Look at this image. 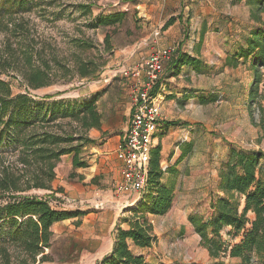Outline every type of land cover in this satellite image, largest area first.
Listing matches in <instances>:
<instances>
[{
	"label": "rangeland",
	"instance_id": "obj_1",
	"mask_svg": "<svg viewBox=\"0 0 264 264\" xmlns=\"http://www.w3.org/2000/svg\"><path fill=\"white\" fill-rule=\"evenodd\" d=\"M246 1L44 0V8L24 16L29 22L28 28L32 30L31 38L35 39L39 48L45 49V59L50 61L56 56L74 65V58L78 54L83 60L93 58L97 64L103 60L108 61L95 79H79L74 74L68 83L61 81L37 91L27 90L22 76L16 72L1 76L2 80L10 82L14 95L29 93L36 98L61 95L58 99L85 100L97 95V109L103 121L102 130L89 133L95 142L88 147V152L92 155L97 153L96 150L107 147L112 154L106 164L95 161L96 168L88 169L85 171L86 176L78 177V180L74 179L77 175L72 167V156H65L55 170L57 176L52 185L54 191L63 189V192L30 193L46 195L54 209L82 210L86 213L81 222L75 219L55 225L52 228L54 236L51 247L44 254L47 260L41 262L39 257L35 264L101 262L103 257L86 256L91 243H102L104 234L108 238L112 230L114 237L124 216L129 217L125 213L128 207L126 200L118 199L116 195L120 166L115 151L130 124L133 107L130 88L132 81L126 80L122 72L143 63L154 49L174 47L179 50L185 43L203 47L204 57L208 62L212 59L213 65L208 66L207 73L194 76L196 89L202 96L183 97L182 102L176 101L177 106L173 102L171 113L165 116L173 120L175 126H170L171 134L164 135L166 139L162 146L161 166L176 163L183 152L187 153L186 156H192L182 161L180 175L175 178L169 174L165 176L164 184L169 185L173 181L178 184L180 181L181 190L178 187L176 189L172 213L157 220L161 226L160 240L150 252H155L156 257L145 258L150 264H240L238 259L230 258L228 254L218 260L212 259L201 245V239L188 218L191 215H200L205 219L211 217L209 191L217 185L218 173L226 164L232 146L264 152V131L253 122L259 121L258 106L264 108V101L259 99L258 104L252 108L253 112H250L248 93L252 73L249 65L241 62L238 68L233 69L224 67L225 62L222 63L225 55L232 52L239 41L243 43L242 37L250 28ZM80 4L91 5V12L83 14L77 8ZM116 13H124L126 17L115 31L114 28H90L97 18ZM214 17H221L220 21L225 28L221 32H211L203 39L204 44H199L198 38H193L191 33L199 31L204 19ZM171 20H174V24L165 30ZM229 24L232 27L237 25L238 29H231ZM107 33L111 36L110 53H104ZM189 34L192 36L190 41ZM9 38L14 41L11 35L0 29V49L4 48ZM77 40L92 42L95 49L79 51L73 45V41ZM168 66L170 63L166 65L165 71ZM261 72L264 77V68H261ZM260 95H264V79ZM202 99L209 100L203 104ZM162 137L158 135L157 139ZM186 137V144L178 148L180 141ZM5 152L0 150V153ZM92 160L93 157L90 163ZM91 173L95 176H91ZM64 185L70 187L67 193ZM74 189L81 190V195H71ZM229 231L222 232V240L226 245L233 247L241 243L243 235L235 236Z\"/></svg>",
	"mask_w": 264,
	"mask_h": 264
},
{
	"label": "trees",
	"instance_id": "obj_2",
	"mask_svg": "<svg viewBox=\"0 0 264 264\" xmlns=\"http://www.w3.org/2000/svg\"><path fill=\"white\" fill-rule=\"evenodd\" d=\"M43 2L0 0V29L14 40L9 38L0 49V150H6L0 153V264H35L39 257L45 262V251L51 247L54 236L53 226L74 219L81 222L86 216L80 210L54 209L46 195L30 193H62L63 189L54 191L52 186L61 159L72 156L74 170L89 168L92 155L88 147L95 142L89 133L102 130L97 95L90 100L58 99L61 95L43 98L29 93L14 95L10 82L1 79L2 75L16 72L22 76L27 90L37 91L61 81L68 83L74 74L79 79H95L106 67L108 61L103 57L101 64H97L93 58L83 60L76 54L74 65L56 56L50 61L45 59V49L39 48L31 38L32 30L24 19L26 14L44 8ZM246 6L253 25L243 33V43L239 41L228 54L224 67L236 69L242 63L249 65L252 82L248 108L252 113L254 104H258L259 99L264 101V95H260L264 79L261 72L264 68V0H247ZM77 8L87 15L92 6L80 4ZM125 17L124 13L101 16L90 28H114L115 31ZM173 24L174 20L169 21L165 30ZM73 45L82 52L95 49L94 44L86 40L73 41ZM104 46V53L112 51L109 33ZM184 67L199 74L207 73L209 68L203 61L178 50L170 62V70L176 74ZM160 89L161 81L152 95L157 97ZM208 100L202 99V103ZM258 111L259 121L253 122L263 132L264 108L260 105ZM167 126L175 124L170 122ZM164 128L160 123L159 136L166 134ZM161 152L162 146L158 144L151 154L147 188L135 206L125 209L129 217L117 226L112 252L98 264H150L144 256L135 254L129 243L139 249H150L157 243L149 217H163L172 209L177 184L175 181L164 184V179L167 174L176 177L177 167L187 154L183 152L174 165H167L163 170ZM209 198L212 212L209 219L200 215L188 218L209 256L218 260L228 254L240 264H264V152L232 146L226 164L218 173L217 185L209 191ZM122 224H127L128 229H122ZM227 230L235 236L242 234L241 243L227 246L222 240V232Z\"/></svg>",
	"mask_w": 264,
	"mask_h": 264
},
{
	"label": "built area",
	"instance_id": "obj_3",
	"mask_svg": "<svg viewBox=\"0 0 264 264\" xmlns=\"http://www.w3.org/2000/svg\"><path fill=\"white\" fill-rule=\"evenodd\" d=\"M177 51L174 47L154 49L143 63L122 72L126 80L132 81L133 107L128 130L116 151L117 160L121 163V182L116 187V195L118 199L126 200L128 207L136 205L148 185L151 154L158 145L157 136L162 120L161 104L152 91ZM187 141L188 137L182 139L180 144ZM162 168L166 170L167 166Z\"/></svg>",
	"mask_w": 264,
	"mask_h": 264
},
{
	"label": "crops",
	"instance_id": "obj_4",
	"mask_svg": "<svg viewBox=\"0 0 264 264\" xmlns=\"http://www.w3.org/2000/svg\"><path fill=\"white\" fill-rule=\"evenodd\" d=\"M192 7L195 8L194 5H192ZM220 18L221 17L204 19L200 25L199 31H196V32L194 31L195 33L194 32L191 33L193 35V38L197 37L199 44L203 45L205 42V41H203V39L207 38L211 32H213V33L214 32H221L225 28V26H223L224 23L220 21ZM249 20H250V9L248 8V21ZM250 23H251L250 24V27H251L253 25V22L250 21ZM229 27L231 29L234 28L235 30L238 29L237 25H234L232 27V24H229ZM191 37L192 36L189 34V36H188L189 41L192 39ZM179 51H181V53L188 54L192 58H196V59L203 61L207 66L211 67L213 65L212 59L208 62L207 58L204 57L203 47H201V46H195L193 44L188 45L187 43H185L184 45H182V47L179 48ZM227 52L228 51H226V53ZM227 56L228 55H225V58H227ZM225 58H224V60H222L223 64L226 61ZM218 62H221V61L218 60ZM240 65L241 64H239V66ZM200 75L201 74H199L198 72H195L192 68H189V67L182 68L176 74L170 70V66L167 67V69L163 75V78L161 79V89H160L158 96H157L158 101L161 104V113H162L161 123H163V126H165V128L163 130L164 133H166L165 135H167L171 132V129L168 128L167 124L172 122L173 120H168L165 116H168L171 113L172 103L174 102L173 103V104H175L174 106H177L176 101L180 100L182 102L183 97H188L190 95L195 96L198 94H199V98H200V96H202V94H200L201 92L198 89H196V85H195L196 83H194V81H193L195 78L194 76H200ZM180 105L182 106V104H180ZM127 130H128V128H127ZM127 130H126V132H127ZM162 138L163 139L158 140V144H161V142H162L161 146H164V142H165L166 138H165V136H163ZM116 151H117V149H116ZM116 151H115V154H116ZM96 152L97 153H92L93 160L91 163H89V168L81 169L82 171H78V170L75 171V174L77 175L76 178H74L75 180H78L79 179L78 177L86 176L85 171H87L88 169H95L96 168V165H94L96 163L95 161H100L101 164H106L107 158L112 156L111 151L109 152L107 147L104 150L98 149V150H96ZM161 154L163 155V152H161ZM191 156H192L191 154L190 155L188 154L186 156V158L187 157L189 158ZM115 158H116V161H118L117 156ZM175 162H177V161H175ZM174 164L175 163H171V165H174ZM181 164H179V166L177 167V171H178L177 175H180V173L182 172L181 167H180ZM118 165L120 166V171H121V163L119 161H118ZM90 175L93 177L95 176L94 173H91ZM119 175H120V181H119V183H120L121 182V173L120 172H119ZM177 187H178V190H181L180 181L177 184L176 189H177ZM63 188H64L66 193L68 192V189H70V187H67L65 185L63 186ZM74 190H75V192L72 193L71 195L77 196L78 193L81 192V190H78V189L77 190L74 189ZM176 193L177 192H175V195H176ZM80 195H81V193H80ZM175 199H176V197H174L172 209L165 216H169V214L172 213V211L174 209ZM80 211H82V210H80ZM82 212H85V211H82ZM127 215H129V214H127ZM124 218H127V217L124 216ZM158 218H161V217H156V216H150L149 217V219H150V221L154 227V234L157 237V242H159V240H160L159 231L161 230L160 223L157 221ZM56 225H58V224H56ZM121 228L124 230H127L128 225L122 224ZM103 237L104 238H103L102 243L101 242H99L97 244L91 243V246L87 250V253H86L87 257H106V256L111 254L112 249H113V245H114L113 230H112V232L110 231V235L108 238L106 237L105 234ZM129 244H130L132 251L137 255H142L144 257H156L155 252L150 253V252H152L153 247L150 249H139V248H136L132 243H129ZM156 245H157V243H156Z\"/></svg>",
	"mask_w": 264,
	"mask_h": 264
}]
</instances>
